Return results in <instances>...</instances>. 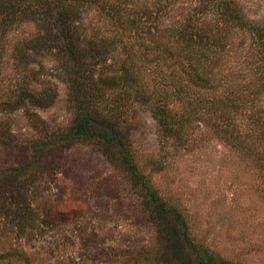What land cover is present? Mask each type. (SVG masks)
Instances as JSON below:
<instances>
[{"label": "trees", "instance_id": "obj_1", "mask_svg": "<svg viewBox=\"0 0 264 264\" xmlns=\"http://www.w3.org/2000/svg\"><path fill=\"white\" fill-rule=\"evenodd\" d=\"M179 1L0 0V85L4 65L14 62L0 91V148L9 161L0 167V235L20 236L33 220L59 222L60 201L36 211L35 190L70 148L88 144L125 175L155 229V246L137 248L126 264H244L208 244L196 216L160 190L130 142L135 101L152 109L162 138L175 149L196 142L203 120L238 154L264 196V17H249L244 0H191V10L177 19L171 12ZM241 31L250 43L247 72L238 76L224 67ZM48 61L72 101L74 115L59 129L41 124L37 113L58 95L47 80ZM20 109L41 125V135L21 139L6 126V115ZM5 257L31 264L20 248Z\"/></svg>", "mask_w": 264, "mask_h": 264}, {"label": "rangeland", "instance_id": "obj_2", "mask_svg": "<svg viewBox=\"0 0 264 264\" xmlns=\"http://www.w3.org/2000/svg\"><path fill=\"white\" fill-rule=\"evenodd\" d=\"M243 2L249 17H264V0ZM190 5L191 0H180L171 15L181 19ZM231 41L224 71L242 76L247 72L250 38L241 31ZM46 64L50 71L46 79L55 83L58 95L51 106L37 113L41 124L59 129L74 115L72 101L66 80L52 74L51 61ZM13 68V61L4 65L6 82L0 91L8 87ZM4 120L21 139L43 133L36 119L31 120L22 109L8 113ZM128 124L138 162L154 171L163 193L184 203L196 216L208 244L244 264H264V196L257 190L254 174L212 127L201 120L193 133L196 142L175 149L162 138L148 105L135 101ZM8 162L0 148V167ZM33 201L36 211L43 210L48 201H60L64 214L53 225L33 220L20 236L1 234L0 264H24L5 257L14 247L23 249L31 264H126L127 256L137 248L155 246V229L139 209L125 175L88 144L67 151L62 166L37 187ZM69 210L77 217L68 218L65 212Z\"/></svg>", "mask_w": 264, "mask_h": 264}]
</instances>
